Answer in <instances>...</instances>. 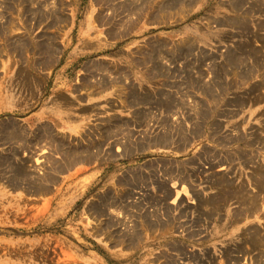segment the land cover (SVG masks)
I'll return each instance as SVG.
<instances>
[{
	"label": "rangeland",
	"instance_id": "obj_1",
	"mask_svg": "<svg viewBox=\"0 0 264 264\" xmlns=\"http://www.w3.org/2000/svg\"><path fill=\"white\" fill-rule=\"evenodd\" d=\"M235 1L0 0V264H264V13Z\"/></svg>",
	"mask_w": 264,
	"mask_h": 264
},
{
	"label": "bare ground",
	"instance_id": "obj_2",
	"mask_svg": "<svg viewBox=\"0 0 264 264\" xmlns=\"http://www.w3.org/2000/svg\"><path fill=\"white\" fill-rule=\"evenodd\" d=\"M243 2H244V0H237V1L233 2V3H234V7H239ZM240 3H241V4H240ZM254 3H255V6H256V5H258V6L260 5V6H262L261 11H262V13H264V0H256V1H254ZM38 11H39V13L41 14V17H42V18H46V14H44V12L42 11L41 7L39 8ZM263 48H264V46H263ZM244 70H246L245 74L241 73L240 70H238V73H241V74L244 75V76H250L251 74H249V71H252V66H251L250 64L247 63V64H245V66L243 67V70H242V71H244ZM248 70H249V71H248ZM237 100H239L240 102H243V103L246 102L244 99H241V98H238ZM8 130H9V129L4 130L6 133L9 134L8 137H11V138H13V139H18V137L20 136L18 133H15L14 130H13V131H8ZM162 144L166 145V143H164V142H162ZM7 164H9V163H7ZM19 172H21V173L24 175L23 177L26 178V174H25V173H23L22 171H17V172H15L14 175H13V177H15V179L21 176V174H19ZM16 180H17V179H16ZM40 185H41V184H40ZM44 190H47V189L44 188ZM159 203H160V201H157V204H158V205H159Z\"/></svg>",
	"mask_w": 264,
	"mask_h": 264
}]
</instances>
